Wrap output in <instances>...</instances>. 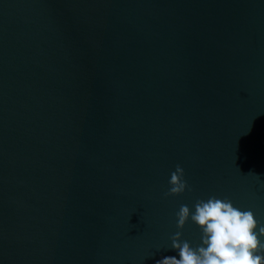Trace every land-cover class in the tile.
I'll return each instance as SVG.
<instances>
[{
    "label": "water",
    "instance_id": "1",
    "mask_svg": "<svg viewBox=\"0 0 264 264\" xmlns=\"http://www.w3.org/2000/svg\"><path fill=\"white\" fill-rule=\"evenodd\" d=\"M210 196L264 225V0H0V264L179 259Z\"/></svg>",
    "mask_w": 264,
    "mask_h": 264
},
{
    "label": "clouds",
    "instance_id": "2",
    "mask_svg": "<svg viewBox=\"0 0 264 264\" xmlns=\"http://www.w3.org/2000/svg\"><path fill=\"white\" fill-rule=\"evenodd\" d=\"M184 169L177 165L170 174L165 197L179 196L191 191L184 179ZM192 211L181 204L176 213L177 228L182 230L191 222L201 230V246L192 248L182 239V231L171 236V248L176 256L164 257L157 264H264V225L251 210H240L231 200L210 196L197 200Z\"/></svg>",
    "mask_w": 264,
    "mask_h": 264
}]
</instances>
